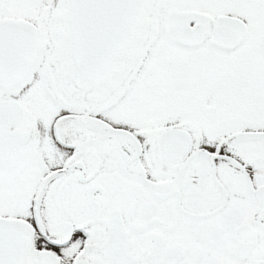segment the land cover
<instances>
[{
	"label": "snow or ice",
	"instance_id": "1",
	"mask_svg": "<svg viewBox=\"0 0 264 264\" xmlns=\"http://www.w3.org/2000/svg\"><path fill=\"white\" fill-rule=\"evenodd\" d=\"M0 264H264V0H0Z\"/></svg>",
	"mask_w": 264,
	"mask_h": 264
}]
</instances>
